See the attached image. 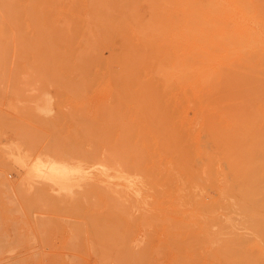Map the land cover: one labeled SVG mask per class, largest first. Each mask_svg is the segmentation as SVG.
Instances as JSON below:
<instances>
[{
	"label": "bare ground",
	"instance_id": "1",
	"mask_svg": "<svg viewBox=\"0 0 264 264\" xmlns=\"http://www.w3.org/2000/svg\"><path fill=\"white\" fill-rule=\"evenodd\" d=\"M34 1L32 0L30 4L33 2L34 5ZM37 1L41 9L39 11L37 8L38 11L34 14L33 6L27 7L32 8L30 9L32 13L28 10L25 11L26 2L24 0H0V77L4 76L2 70L7 68L5 61L10 64L12 57L19 60L15 55L16 51L15 57L7 54L9 32L16 33L17 37H20L21 33L27 32L28 28L31 27L33 29L31 32L36 33L37 40L32 39L31 43L29 41L24 43L25 50L23 56L21 55L24 62L18 66L29 71L33 70L28 75L33 76L31 81H34V77L37 75L40 77L39 79L42 77L44 82L47 80L52 85L63 86L67 92L71 90L77 93L84 91L85 85H95L104 97L115 100H112L110 108H107L106 112L104 110L107 106L103 105L105 108L103 107L104 110L99 113V121L97 120L98 123L94 124L97 128H95L97 139L94 138L97 145L104 150L103 157L110 167L105 165L106 163L104 164V160L100 164L105 165V170L110 171L112 168L111 174L107 172L108 174L105 175L106 173H103L99 178L100 181L106 178L111 181L106 183V179L105 184H111L114 180L113 186H106L109 191L121 192L122 195L132 196L137 200L142 196H152L150 191L155 192L154 195L156 194L161 200L152 204L153 208L164 211L167 209L164 198H179L178 193L181 194L182 187H172L169 183L170 181L172 183L171 178L176 175L182 186L183 184L189 186H186L184 193L191 194L193 190L194 192L207 190L209 197L207 201L199 205L203 208L198 209H202L201 212L204 213L205 208L206 213L209 211V215L214 214V212L217 214L226 201L227 193L230 192L232 197L235 196L238 201L235 205L239 206L238 211L240 210L247 217L248 222L252 223L251 228L254 234L256 233L258 241L246 242L239 238L240 235L232 242L220 239L218 241L219 247L208 256L217 259L220 264H264V110L254 109L255 104L253 103L252 108H243L247 111L246 114L234 116L233 128L230 129L232 131L231 146L228 124L215 125V123L209 122L214 117L216 118L215 115L212 119L211 116L205 119L208 122L203 125L201 133H205L209 140L214 141L219 151L218 155L226 159L223 158L224 162L231 166L230 169L232 170L230 174L225 172L221 175L224 183L221 187H217L218 195L215 199L210 196L211 189L215 187L214 177L211 175L214 161L211 153H201L197 145L196 132L193 131V122L198 115H196L198 108L203 113H207L211 108L210 100H216L223 105L224 103L227 104L223 94L225 91L223 92L221 87L218 89L220 92L222 90L221 93H218V90L214 92V90L222 82L225 86V81H228L227 77L229 74L231 76L232 73L230 70L236 69L233 70V73L236 72L233 74V80L235 79L233 82L238 87H235L234 91L235 89L239 90V84H242L239 82L242 80H244V84L246 81L255 83L253 81H259V78L264 79V0H92V4L90 1L88 3V0H74L78 7L69 13V16L76 18L73 19L74 23L71 20L66 22L68 20L63 18V22L74 24L75 34L73 38L70 37L68 42L61 41L62 35V37L59 35L60 40L58 39L60 33H57L58 27L55 32V16L50 11L55 0ZM144 4L146 8H143ZM107 7L114 9L112 15L105 12ZM89 17L97 26L101 27L102 33L105 34V37L103 35L104 39L107 38L106 44L107 42L110 44H107L109 48H106L105 44L102 47L100 45L94 47V44H99L100 40L97 36H92L95 30H90L91 28L85 19ZM106 17L109 20H106ZM87 27L89 29L87 37L90 34V38L84 36ZM94 28L98 29L95 26ZM98 33L97 31L95 35ZM12 35L10 36L13 39ZM104 50L108 51V57H103ZM7 57L10 58V61L6 60ZM16 59L15 61H17ZM74 61L76 64L73 67ZM240 68L259 71H244V75L243 72L240 73ZM34 71L36 74H33ZM73 72H77V74L74 75ZM32 76L28 80L32 79ZM21 78L24 79L25 75L24 78L23 76ZM209 83L214 87L216 85L215 89H212L213 97L216 98H212L209 89L206 90V84ZM228 83L226 84L229 86ZM113 86L115 91L112 92ZM221 86L223 85L221 84ZM225 90L227 92L228 89ZM253 91L250 98L254 101V95L256 96L257 92ZM243 92L241 90V93ZM245 92L244 94H250V91ZM238 94L240 93L236 92L234 95L237 96ZM258 95L261 97L264 92L261 91ZM242 97L245 99V96ZM255 100L258 99L255 98ZM98 108L102 110L101 107ZM131 112L139 122L129 118ZM219 113L223 116L222 112ZM208 115L211 114L208 113ZM214 119L213 122H215ZM100 124L103 126L102 129L99 127ZM8 125L11 132V124ZM24 128L19 127V125L17 127L21 134L23 133V136L19 133L21 139L30 149L39 148L40 144L43 143V137L40 138V135L28 132ZM206 137L204 138L206 139ZM204 138L202 139L204 140ZM55 139H52V144L48 142L47 148L51 156L48 157L46 154L47 159H41L38 156L34 161L25 165L20 156V158L15 157L24 173L20 182V189L18 188L17 192L28 191L31 184L34 185L33 181L39 179L38 183L40 180L45 183H43V187L38 189L41 193L54 192V190L70 193L75 181L85 180L86 177H89V175L87 176L88 172L80 166L58 165L53 161L58 156H65L67 150V144L64 143L66 139L64 142L57 141V139L55 141ZM186 140H190L192 147H188ZM204 142L207 143V140ZM199 145L201 146L202 143L199 142ZM203 148L206 149L201 146V149ZM75 150L73 154H75ZM106 150L110 152L106 154ZM200 156L203 163H206L200 166L197 161L199 168L196 165V160ZM163 164L165 169H163ZM171 166L178 170L175 175L173 173L170 175V172L167 173L171 170ZM225 170L228 171V169ZM228 175H232V184L229 181L231 191L228 189ZM98 189L105 192L101 187ZM195 198L197 197L195 196ZM178 201L180 202V198ZM145 203L148 204V201ZM187 205L189 207V204ZM229 215L231 214L229 213ZM227 217L224 216V218ZM217 219L220 220V218ZM149 221L146 220V224ZM154 221L156 223V219ZM225 222L223 221V223ZM236 222L238 221L236 220ZM236 222L233 220L232 225L234 226ZM155 223L149 224L150 227ZM147 225L146 227H148ZM220 232L218 231V233ZM197 235L195 236L197 237ZM235 237L236 235H234ZM175 238L179 242V237ZM191 239L193 236L190 240L184 238L182 243L186 252L196 255V243ZM208 239L207 237L206 241ZM210 239L212 238L210 237ZM212 240L208 241L211 246L216 242ZM170 241L172 242V237L169 238ZM171 242L170 245H172ZM178 249H176L177 252ZM176 250L174 251L176 252ZM138 257H136L137 260ZM139 258L141 260V257Z\"/></svg>",
	"mask_w": 264,
	"mask_h": 264
},
{
	"label": "rangeland",
	"instance_id": "2",
	"mask_svg": "<svg viewBox=\"0 0 264 264\" xmlns=\"http://www.w3.org/2000/svg\"><path fill=\"white\" fill-rule=\"evenodd\" d=\"M24 1L26 2L25 11L28 10L31 12L30 9L32 8V11L34 10L33 13L35 12L34 14H36L38 10L40 11L41 8H39V3L37 0L34 1V5L33 2L31 3L32 5L30 4L32 0ZM89 1L90 4H92V0H88L87 2L89 3ZM56 2L57 0L53 1L50 7L51 14H54L55 16V32L56 28L58 27L57 33L60 32L58 37L59 35H62L63 38H61V41L68 42L70 37L73 38L75 34L74 24H67L63 22V18L64 20H68L66 22L71 20L74 23L73 19L76 18L69 16V13H71L74 8L77 9L78 6L74 0L73 2L72 0H58V3ZM28 6L33 7L29 9L27 8ZM69 7L72 9H69ZM144 7L146 8L145 4L143 8ZM111 8L112 7L105 8V12H108L107 14L109 15H112L114 11V9ZM85 19L89 25V28H91L90 30H95V33H97V31L99 32L98 35H95V33L92 35L94 37L97 36L100 40L99 44H94L96 40L93 42L94 47L99 45L102 47V45L105 44L104 46L109 48L108 45L110 44L109 42H107L108 45L106 44L107 38L104 39L105 34L104 32L102 33L101 27L97 26L92 18L89 17L88 19ZM105 19L109 20L108 17ZM94 26L98 29L94 28ZM32 30L33 29H31V27L30 29L28 28L27 32L21 33V36L19 35L20 37H17L16 33L9 32V47L7 54H10L11 57H15V55H17L19 60H17L16 57H12V60L10 61V58L8 59V55L7 59H5L9 60L10 64L8 61H5L7 68L2 70L4 76H2V78L0 77V264H194V262L195 264H220L217 259L213 257L210 258V256H208L211 255L212 251L219 247L218 241L220 239H224L227 242H232V240L236 239L240 235L239 238H242L246 242L253 243L256 240L258 241L256 233L254 234V231L251 228L252 223L248 222L247 217L242 214L240 210L238 211L237 208L239 206H235L237 205L238 201L235 199L234 194V197H232V193H227L226 196L228 198L226 197V201H224L222 208L220 209L222 211L219 210L217 214L214 212V214L209 215L208 209V212L206 213V209L204 208V214L201 212L202 209L200 210L198 208H203L199 207V205L207 201V198L209 197L207 190H197L195 191L196 193L193 190V193L191 194L184 193L185 188L189 186L184 184L182 186L181 182L177 180L178 178H176L175 173L178 170L176 167L172 168L171 166L172 171H167V173L170 172V175L172 173L175 175L174 178H171L173 180L172 183L171 181L169 183L172 185V187H182L183 192L180 191L181 194L178 193L180 202L178 201L179 198L177 197L173 199L164 198L166 204L165 206H167V209L164 211H159L153 208L152 204L161 200L156 194L154 195L155 192L153 193L150 191V194H152L150 197L142 196L145 201H148L147 204L145 201L143 202L144 199L140 197L137 200L132 196L126 197L122 195L121 192L115 193L116 191H109L107 187L108 185L113 186L114 180L111 184H105L104 181L107 178L101 181L99 178H101L103 173H106L105 175L108 173L111 174L112 168L110 171L105 170L104 166L109 165L103 157L104 150H102V148L97 145V141L94 137L97 139L95 125L99 121V113H102L104 110L102 109L104 107L103 105H105V107L107 106L106 108L104 107V111L106 112L110 108L113 99H107L104 97L102 92H100L95 85H85L84 91L82 90L81 92L77 93L76 91L74 92L71 90H68L67 92L63 86H57L55 84H53L55 85L53 86L52 83L47 80L44 82V79L42 77V80L39 79L40 77L37 75L36 80L35 75L34 81H31L33 80L32 75H30L32 76V79L28 80V78H30L28 75L31 74V71L33 72V70L29 71L18 66L24 62V60L21 58V55L23 56V52L25 50L24 43H28V41L31 43L30 41L32 39H35V41L37 40V37L35 36L36 33H32ZM85 32L86 33H84V36L87 37L89 33L88 27ZM10 35H12L13 39ZM89 36L91 35L89 34ZM26 39L27 42H25ZM58 39L60 40V37ZM104 51L103 53L105 55L103 54V57H108V51ZM15 59L17 61H15ZM75 64L76 63L74 61L73 67ZM77 65L79 64L77 63ZM233 70H230V73L232 72L231 76L229 74L227 77L228 81L230 80V82L228 83L226 80L225 86L223 82L221 83L224 87L227 86L225 88L228 89L227 92L224 87L221 86V84L219 87L217 86L216 90H214V92H216L221 87L223 92L225 91L223 94L226 97L227 104L224 103L223 105L222 103L216 102V100H210V110H208L207 113H203L198 108L196 112V115H198L193 122V131L196 132L195 135L197 139V145L200 148L201 153H211V157L214 161L213 167L211 169V175L214 177L215 187L212 188L210 192V196L214 199L217 198L216 195H218L217 187H221L224 183L221 175H223V173L225 174V172L230 174L232 173V170L230 169L231 166H228L227 163L224 162L225 158L218 155L219 151L217 150L218 148L217 145L214 144V141L209 140L205 133H201L203 125L208 122L205 119H207L208 116L209 118L211 116L212 119V117L215 115L217 118H213L215 122H213V119L209 122L213 124L215 123V125L228 124L230 131L229 143L231 146V128H233V118H235L236 115L246 114L247 111L244 109H247L248 107L249 109L252 108L251 105L253 103L255 106L257 105L256 107H253L254 109L257 108V110L260 111L264 110V95L261 97L258 95L261 93V91L264 92V79L259 78V81H253L255 83H248L246 81L247 83L244 82L243 84L244 80L239 82L242 83H238V89L240 91L236 89L235 91L240 93L241 96H245V99H243L244 97L241 98L240 94H238L240 97L238 95H234L236 94L234 88L238 87V85H235L236 83L233 82L235 80H233V74L236 73L235 71V73H233ZM237 71H239L238 68ZM244 71L256 72L259 70H247L246 68H240V73L243 72L244 74ZM73 73L74 75L75 73L77 74V72ZM33 74H36V72L34 71ZM21 76H23L24 79H22ZM226 83H228L229 86ZM206 86V90L209 89L212 98H216L215 96L213 97L214 92L212 90L215 89L216 85L214 87L209 83L206 84ZM111 89L112 92L115 91L114 86ZM241 90L244 92L246 91L247 93L250 91V94H244V92L241 93ZM252 90L256 91V96L260 98L259 99L254 95L255 102L250 98L252 95ZM217 92L219 93L220 91L218 90ZM238 97L239 100L237 99ZM255 98L258 100H255ZM214 105L215 107L217 106L216 109ZM98 107H101L102 110H99ZM219 112H222L223 116ZM31 113L32 115H30ZM208 113L211 115H208ZM129 118H133L138 121L137 117L133 115L132 112L129 114ZM8 124H11V132ZM18 125L22 128L25 127L24 129L28 132H33L34 134H38V136L40 135V138L43 137V143L40 144L39 148H35L34 150L33 148L30 149L24 140L21 139L22 137L19 136V133L21 134V128L20 130L17 129ZM99 127H101V129L103 128L101 124ZM181 132L183 133V131ZM21 136H23V133ZM203 136L206 137V139ZM201 137L204 138L205 141L207 140V143L204 142ZM53 138H56L57 141L60 142H64L66 139V142H64L65 145L67 144L66 151L68 152L71 150L68 152L69 154L65 151V156H58L57 158H54L53 161L58 165L67 164L70 165V167L75 165L80 166L83 168V170L88 172L87 176L89 175V177H86L87 179L85 178V180L80 179L75 181L71 187L70 193H67L66 191L57 192L55 190L54 192L49 191L47 193H41L38 191V189L43 187L42 185L45 183L43 181L41 182V180L40 183H38L39 179H35L36 181L34 180V183L32 182L34 185L31 184V187L28 191H20L22 194L19 193V191L17 192L18 188L20 189V182L24 173L16 158L21 157V160H23L22 162L25 165L34 161L38 156H40L41 159H47V156H51L47 146L53 143ZM186 141L188 147H192L190 140ZM199 142L200 144L202 143L201 146L205 147L206 149H201ZM13 143L14 145L12 146ZM69 146L70 148L68 149ZM71 146L72 148L74 147L73 150ZM208 148L209 150L211 148L213 153L211 150L208 152ZM74 150L76 151L75 154H73ZM109 152V150L105 151L106 154ZM221 158H224L223 161ZM199 159H201V156ZM199 159L196 160V165L199 164L202 166L204 163H206H203V159H201L202 162L199 161ZM102 161L104 164H106L101 165L100 163H103ZM197 161L199 162L198 164ZM163 169H165V166ZM225 169H228V171ZM100 170L103 171L101 172ZM86 172L83 173L86 174ZM96 174H98V176H96ZM170 175L168 176L171 177ZM231 176L228 175V189L230 191L232 184ZM109 181L110 180L107 179L106 183H109ZM98 187H101V189L105 190V192L99 191L100 188L98 189ZM183 193L184 196L181 198ZM46 196L47 198H45ZM195 196L200 198L197 199ZM187 197L188 199H186ZM146 198H148L150 201ZM134 200L137 203H134ZM176 201H178L177 205H175ZM59 204L61 206L63 205V207H61ZM187 204H189V207ZM178 206L182 207L179 208ZM224 210L228 213L223 212ZM229 213L231 215H229ZM224 216L228 217L224 218ZM215 217L220 218V220ZM151 218H153V220H151ZM155 219L156 223L154 221ZM146 220H151L152 222H147V225ZM233 220H235V222L237 220L240 225L238 222H236L233 226ZM141 221L144 223L142 224ZM223 221L225 223H223ZM152 223L155 224H153V226L151 225L150 227L149 224ZM174 223L176 227L173 228V226H175ZM185 223L187 227L185 226ZM146 225L148 227H146ZM221 225L222 227L226 226L224 228L225 231ZM181 226L182 228H179ZM212 227H215V229L213 230ZM175 228L176 231H174ZM221 229L223 232H220L222 231ZM218 231L220 233H218ZM206 234L209 238L208 241L213 239L212 241H216L217 245L216 242H214V244L211 246L209 242L206 241ZM216 234L217 237H215ZM221 234H223L224 237L221 236ZM195 235H197V237ZM201 235L203 236V240ZM234 235H236L235 238ZM192 236L193 239L191 240H194L196 243V255H191L190 252H186V248H184V244L182 243L184 242L182 239L189 238L190 240ZM171 237L172 242H170L172 245H170L169 242V238L171 239ZM175 237H179V242ZM210 237L212 239H210ZM175 247L176 249L179 248L178 252ZM174 250H176V252ZM138 256L141 257V260ZM136 257H138L139 261L136 259ZM187 259L189 260L187 261Z\"/></svg>",
	"mask_w": 264,
	"mask_h": 264
}]
</instances>
